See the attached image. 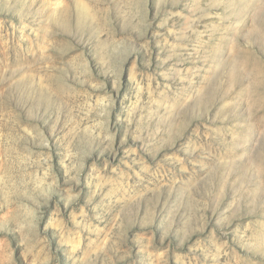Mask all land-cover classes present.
Returning <instances> with one entry per match:
<instances>
[{"label":"rangeland","instance_id":"1","mask_svg":"<svg viewBox=\"0 0 264 264\" xmlns=\"http://www.w3.org/2000/svg\"><path fill=\"white\" fill-rule=\"evenodd\" d=\"M0 264H264V0H0Z\"/></svg>","mask_w":264,"mask_h":264}]
</instances>
